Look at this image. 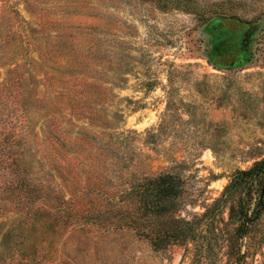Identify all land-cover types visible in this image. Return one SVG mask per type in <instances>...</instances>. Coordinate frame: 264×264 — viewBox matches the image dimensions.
Returning <instances> with one entry per match:
<instances>
[{
	"label": "rangeland",
	"instance_id": "1",
	"mask_svg": "<svg viewBox=\"0 0 264 264\" xmlns=\"http://www.w3.org/2000/svg\"><path fill=\"white\" fill-rule=\"evenodd\" d=\"M262 158L264 0H0V264H264L228 212L166 248L119 212L168 173L200 217Z\"/></svg>",
	"mask_w": 264,
	"mask_h": 264
},
{
	"label": "trees",
	"instance_id": "2",
	"mask_svg": "<svg viewBox=\"0 0 264 264\" xmlns=\"http://www.w3.org/2000/svg\"><path fill=\"white\" fill-rule=\"evenodd\" d=\"M24 194L29 195L30 192L25 191ZM183 194L180 178L160 173L132 185L126 193L128 202L120 205L119 212L124 206L128 208L121 217L126 218L129 225L137 227L140 233L151 237L157 248L175 243L188 244L200 236L203 238L202 234H214L219 217L228 212V221L223 223L224 228L220 232L229 255L236 261L246 262L264 250V158L250 168L236 172L221 196L200 217L184 219L171 215ZM154 215L160 219L157 224H151L156 227L151 228V234L144 227L149 216ZM141 218H145L144 222H140ZM202 220H205L203 224ZM242 248L246 250L244 254Z\"/></svg>",
	"mask_w": 264,
	"mask_h": 264
}]
</instances>
